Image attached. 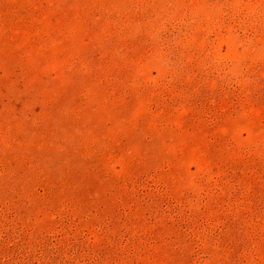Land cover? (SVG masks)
<instances>
[{"label":"rangeland","instance_id":"374dc122","mask_svg":"<svg viewBox=\"0 0 264 264\" xmlns=\"http://www.w3.org/2000/svg\"><path fill=\"white\" fill-rule=\"evenodd\" d=\"M0 264H264V0H0Z\"/></svg>","mask_w":264,"mask_h":264}]
</instances>
